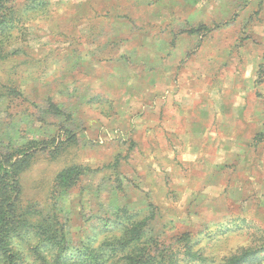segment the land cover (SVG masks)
<instances>
[{"label": "rangeland", "instance_id": "rangeland-1", "mask_svg": "<svg viewBox=\"0 0 264 264\" xmlns=\"http://www.w3.org/2000/svg\"><path fill=\"white\" fill-rule=\"evenodd\" d=\"M12 4L25 37L0 62V85L15 87L0 97V138L74 136L22 173L24 203L57 214L71 246L120 235L127 213L208 258L186 264L264 246V0ZM71 164L87 171L57 195Z\"/></svg>", "mask_w": 264, "mask_h": 264}, {"label": "trees", "instance_id": "trees-1", "mask_svg": "<svg viewBox=\"0 0 264 264\" xmlns=\"http://www.w3.org/2000/svg\"><path fill=\"white\" fill-rule=\"evenodd\" d=\"M14 1L0 0V62L16 55L25 37L19 27L23 18L16 14ZM14 91L15 87L0 85V97ZM48 111L64 113L53 102H49ZM71 143H74L72 131L64 141H47L22 132L14 139L0 138V264H186L190 260L208 259L201 249H194L190 240L183 250L158 241L146 233L145 221H131L129 213L116 220L114 228L120 229V235H106L96 246L91 241L71 246L57 214L46 216L32 203L22 201L21 182L22 173L39 153L46 152L50 160H55ZM86 171L85 166L76 164L63 167L55 175V193L67 192ZM18 241L24 242V246ZM177 251H182L185 259ZM261 259L264 246H248L224 257L220 264H249Z\"/></svg>", "mask_w": 264, "mask_h": 264}]
</instances>
